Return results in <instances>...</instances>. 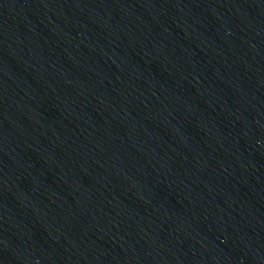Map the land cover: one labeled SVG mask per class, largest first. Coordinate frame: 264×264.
<instances>
[{
	"label": "water",
	"instance_id": "water-1",
	"mask_svg": "<svg viewBox=\"0 0 264 264\" xmlns=\"http://www.w3.org/2000/svg\"><path fill=\"white\" fill-rule=\"evenodd\" d=\"M149 264H264V0H132Z\"/></svg>",
	"mask_w": 264,
	"mask_h": 264
}]
</instances>
